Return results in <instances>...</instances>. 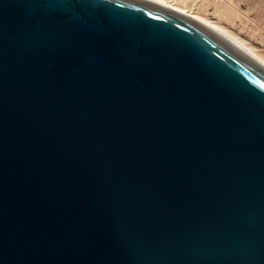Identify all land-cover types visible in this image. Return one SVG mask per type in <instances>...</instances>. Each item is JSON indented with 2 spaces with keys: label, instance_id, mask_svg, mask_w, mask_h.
<instances>
[{
  "label": "water",
  "instance_id": "obj_1",
  "mask_svg": "<svg viewBox=\"0 0 264 264\" xmlns=\"http://www.w3.org/2000/svg\"><path fill=\"white\" fill-rule=\"evenodd\" d=\"M0 264H264V69L147 0H0Z\"/></svg>",
  "mask_w": 264,
  "mask_h": 264
},
{
  "label": "rangeland",
  "instance_id": "obj_2",
  "mask_svg": "<svg viewBox=\"0 0 264 264\" xmlns=\"http://www.w3.org/2000/svg\"><path fill=\"white\" fill-rule=\"evenodd\" d=\"M223 29L264 60V0H169Z\"/></svg>",
  "mask_w": 264,
  "mask_h": 264
},
{
  "label": "bare ground",
  "instance_id": "obj_3",
  "mask_svg": "<svg viewBox=\"0 0 264 264\" xmlns=\"http://www.w3.org/2000/svg\"><path fill=\"white\" fill-rule=\"evenodd\" d=\"M147 1L152 2L154 4H157L161 7H164L168 10H171L175 13L183 15V16L197 22L198 24L207 28L208 30H210L211 32H213L214 34H216L217 36H219L220 38L225 40L227 43H229L230 45H232L233 47H235L236 49L241 51L243 54L248 56L250 59L255 61L260 67H262L264 69V60L263 59H261L259 56H257V54H255L252 50L247 49L239 41H237L232 36L228 35L223 29L219 28L215 24L210 23L206 19L199 17L198 15H195L192 12H190L184 8L179 7V6L175 5L174 3H171L169 0H147Z\"/></svg>",
  "mask_w": 264,
  "mask_h": 264
}]
</instances>
